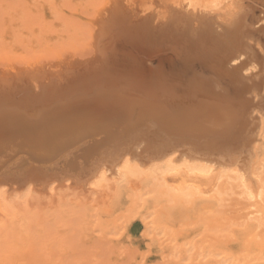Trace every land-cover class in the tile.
Here are the masks:
<instances>
[{
	"label": "bare ground",
	"instance_id": "bare-ground-1",
	"mask_svg": "<svg viewBox=\"0 0 264 264\" xmlns=\"http://www.w3.org/2000/svg\"><path fill=\"white\" fill-rule=\"evenodd\" d=\"M48 2L51 8L53 2L51 0ZM244 2V0H163L162 2L152 0L148 9L142 11L144 16L136 14V19H133L136 17L135 12L130 13L128 10L124 12L119 3L113 9V17L109 19L110 16L108 15L109 18L107 16L109 21L106 16V20L102 18L106 22L101 20L105 22V24L101 23L104 24L103 29L108 28L106 31L109 36L105 35V37L121 39L122 36L132 34L133 42L135 39L137 42L138 40L150 42L152 38L157 42H172L171 45L175 43L191 51L201 50L202 54L211 53L209 57H213L214 64L222 72L215 68L216 73L219 72L220 75L228 73L232 76L230 80H238L241 89H237L238 92H235L237 95L243 92L245 96L249 95L239 101L236 100L235 103L240 104L237 112L241 107L244 109L243 111L241 109L242 112L240 111L238 115L236 110L233 112L235 114H230V111H227L229 107L224 109L225 107L220 104L223 103L222 101H226V104L231 101L227 99H232L230 92H228L230 95L219 92L216 88L218 83L212 84L211 89L210 87L207 89L196 75L190 77L193 80L186 79L187 81L183 83L184 90L180 92L172 91L168 88V84L164 83L163 88H157V91L148 96L142 95L140 90L139 92L135 90V84L140 82H137L136 78H131L137 83L129 82L134 84L135 89L127 95L126 91L110 92L112 90H109V86L113 82L111 79L116 77V72L112 73L113 69L105 67L98 70V66H92L85 69L84 73L83 69L77 68L82 73L78 71L76 75H74L77 73L76 68L73 69L75 73L74 76L70 74L72 75L70 79L61 75L62 79L67 78L69 83L62 86L59 84V87L57 83L62 82V79L53 78L52 72L46 74L47 76L36 74L42 71L37 64L39 55L37 59L30 54H40L41 46L38 44L41 42L46 43L42 48L43 46L46 48L47 45L49 48L48 41L42 37L46 38L55 33V27L52 25L59 20L53 18L56 15L54 9L61 10V6L59 8L58 5L52 6L53 12L50 14L54 15L51 17L56 22L49 20L48 23L52 22L49 26L46 21V25L43 23L45 13L42 4L45 3L41 2V6L37 4L42 8V14L41 8L34 6L35 11L38 10L37 13H40L35 14L36 17L40 15L39 21L43 16L40 24L54 28L52 31L51 28L46 27L47 30L52 31L50 33L43 29V24L41 26L39 22L36 23L37 19L34 18L35 22L31 20L33 27L37 26L38 29V26H41L43 34L47 32L41 34L42 37L40 32L38 33L41 37L39 41L38 35L34 34V28H28L32 24L26 26L24 31H19L16 27L17 30L14 31L13 26L23 22L20 20L22 16L17 18L20 23L16 20L17 24L9 23L8 25H12L11 31L14 28L13 33L32 30L30 32H33L34 36H31L33 34L30 32H28L29 36L23 33L20 35L18 32L16 38L13 36L10 41L5 42L1 33L0 53L9 56L7 52H11L10 56L16 57V52L14 54L12 51L15 49L19 51L24 48L22 45L27 44L25 49L28 48L26 51L29 53L25 49L22 51L38 62L36 61L37 63L31 67L34 71L31 72L27 68L29 76L32 77L27 79L13 77L17 76L13 68L15 71L12 75L13 80L0 82V229L9 227L15 218L27 217L30 214V206H35L36 202L39 203L43 199L53 201L50 199L58 196L56 202L58 203L63 197H68L69 192L71 195L74 191L92 197L99 195L98 199L103 194L113 197L115 209H123L126 202L133 204L149 195L175 202H204L228 191L236 195L239 200L245 201L246 208H252L250 215L259 214L261 212L259 206L264 205V38H262L264 35H261L264 28L262 25H259L262 27L259 28L256 24L264 22V10L260 11L263 13L260 15L263 16L258 20L255 18V11L253 10L252 13L249 11L253 9L252 6L247 9ZM29 6L32 7L30 4ZM106 14H110V11ZM31 18L33 19L32 16ZM23 19L25 23L26 19ZM130 19H132L131 25ZM27 23L26 20L25 24ZM58 25L60 26V23ZM68 25L71 27L70 24ZM19 26L22 28L24 24ZM255 26L258 29L254 28ZM7 29H10L9 26ZM61 29L64 30L62 27ZM59 31L62 32L60 29ZM59 31L56 32L60 36ZM64 33L61 36L64 37ZM18 36L22 37L17 38ZM59 39L58 37L57 40L61 41ZM35 43L39 46L38 49ZM34 47L39 52L31 51ZM50 49L47 51H52ZM42 51L45 52L44 49ZM24 53L20 52L19 55L26 56ZM210 62L212 63L211 60ZM45 73L44 70L41 75ZM57 74L60 76V72ZM127 74H130L127 76L128 79L134 76L128 71ZM119 78L117 79L120 80ZM128 79L125 81L127 87L128 81H132ZM155 79L153 80L156 81ZM221 80L223 81L219 79ZM23 81L27 83L20 84ZM137 86L140 87L139 84ZM76 90L85 91L83 93ZM70 91H75L76 94ZM199 96H206L210 101H206L208 100L206 97L203 98L206 99L205 101H198ZM9 168L18 170L17 173L31 171V177L21 178L23 175H20V178H16V175L8 177L4 174ZM9 173L11 174L12 171H8L7 174ZM3 176L7 177L2 178ZM75 197L76 194L73 198ZM93 198L96 199V196Z\"/></svg>",
	"mask_w": 264,
	"mask_h": 264
},
{
	"label": "rangeland",
	"instance_id": "rangeland-1",
	"mask_svg": "<svg viewBox=\"0 0 264 264\" xmlns=\"http://www.w3.org/2000/svg\"><path fill=\"white\" fill-rule=\"evenodd\" d=\"M48 1L0 0V34L2 33L1 36H3L5 42L10 41V38H13V36L16 38L17 35H21L23 32L19 31L26 30V26L35 22L33 21L34 18L35 20L37 19L36 23L39 22V25L41 26H43L46 22L47 26H49L52 22L55 23L57 20L62 21V23L61 21L57 22L58 24L60 23V26L57 23L52 25L55 29L52 28V26H45L46 24L43 26V29H46L47 27V29L51 28L52 31L55 30V33L50 34L52 31L46 29L47 31H50V33H48L50 35L48 36L47 34L46 36L48 37L46 38L41 35L43 34L41 26H38L39 30L37 29V26L33 27V24L31 25L32 27L30 25L28 26V28H34L33 31L35 35H38V41L41 40L40 38L42 37L49 43V48H47L48 45L45 46L46 48H44V46L42 48V45H45L46 43L41 42L43 43L41 44L37 42L39 43L38 45L41 46L39 50L40 54H30L31 56H36L35 58L39 55V59L37 58L39 63H37V59H32L29 54H26L28 51V48L25 49L27 44L25 46L22 45L24 48L21 46L23 49L19 51H15L16 49L12 51L14 54L16 52V57L13 55L16 59H14L13 56H10L11 52H7L9 56H3L2 53H0L1 83H5V80L7 81V79L8 81L13 80V77H26V79L28 77H32L29 76L30 74L28 73L29 71H34L31 70L34 63L39 64L38 66L41 67L42 70L40 72L39 67H37L36 69L39 73L36 74H39V76H47L46 74H51L52 72V77L56 79H62V76H66L70 79L75 71L77 73L74 75L78 74V71L81 74L82 72L80 70L82 69L84 73L85 69L87 70V68L89 69L92 66H98V70L105 67H108V69L110 68V70L113 69V71L115 70L114 72L112 71V73L116 72V77L111 79L113 82L110 86L107 85L109 86V90H112L110 92L114 93L126 91L127 95H130L131 92H134V84L138 81L140 83L137 84H139L140 87H143L142 85H144V89L135 84V90L138 92L140 90L142 95H151V93L153 94L155 90L157 91V88H163L166 83L169 87H165H168L177 93L180 92V90H184L183 83L187 80H193L191 78H193V75H196V77H200V79H197L203 82L205 88L207 87V89H209L210 87L211 89L212 84L218 83L219 85L217 84L218 86L216 88L219 92L222 94L224 93L225 95L231 94L230 96L232 99L227 98L229 101L231 100L230 102L227 99L222 98L223 100H227V103L229 102L230 104H226V101H222L225 104L220 103L222 107H225L224 109L229 107V110L227 109V111H230V114H235L233 112L235 110V112H237V108L240 107V104L235 103L237 99L239 101L240 99H244V97L249 96H245L244 92L238 93L241 97L236 94L238 92L237 89H241L239 85L240 83L236 79H234L235 82L233 79L230 80L232 76L228 75V73L226 75H220L222 72L219 71L217 68L218 66L214 64L213 57H209V55H211L209 52H203L202 54L201 50L191 51L188 48H183L181 45L179 46L175 43L174 45H171L172 42H157L156 39L152 38L150 42L147 40V42L143 41L144 43L139 42L138 40L141 44L140 45L136 39L134 40L135 42H133L132 34H129V36L126 37L122 36L121 39H112L111 36L108 37L109 33L107 34L108 31H106L108 28L103 29V25L109 16V19L113 17V9L116 8V5L118 6L120 3V7H123L122 10L124 12L125 10H128L130 13L135 12V15L133 14L134 16L137 14V16L139 15L143 17L144 12L142 11L145 8L148 9L150 4H152V0H84V3L83 0H64V3H62L63 0H51V2H53L51 3V8L49 7L50 3ZM54 1L56 3H54ZM158 1L162 2L163 0ZM244 1V3H246L244 4L246 5V8L248 9L252 6L253 9H250L249 11L251 13L255 11V18L260 20L263 16L260 14H263L261 12L264 10V0ZM41 2L48 5L45 6ZM34 3L36 4L33 5ZM29 4L31 6L33 5L32 7L35 6L36 8L42 4L44 10L43 13H45V20L43 18L44 24L42 23L43 25L40 24L43 16L40 21L38 20L40 15L36 17V15L40 13L42 14V8L39 6V8H41V10L39 9L41 12L39 11L40 13H37L38 10L36 9L37 11H35V7L33 9L29 6ZM37 4L39 5L37 6ZM77 4L80 7L83 6L82 9L80 7L78 8ZM57 5L58 8L61 6L60 9H62L57 10ZM28 6L31 12L27 9ZM52 6H56L54 7L56 8L54 9V14L56 11V15L53 17L56 21L51 17L54 15L50 14V12H53ZM130 10L133 11L131 12ZM109 11L110 14H106V12L109 13ZM20 13L21 15H19ZM56 16L59 19L56 18ZM137 16L132 18L136 19ZM103 17L105 20L102 19ZM17 18H20L23 22L20 23V20H18V22ZM22 18H25L28 23L25 24L26 20L24 23V19L22 20ZM15 20L21 25L24 24V26H22L23 29L19 26L20 24L14 25L15 23L17 24ZM31 20L33 21L32 23H30ZM49 20L52 22L48 23ZM101 20L105 22H101ZM131 20L132 19L129 20L130 25ZM68 21H70V23ZM2 22L5 23L3 24ZM261 22V24H256V26L259 27V25H262L264 28V22ZM9 23L13 24V27H16L19 30V34L18 32L17 34L13 33L14 31L16 32V28L15 30L13 28L11 31L12 25H8ZM68 24H70L71 27H69ZM7 26H9L10 29H7ZM72 26L74 28H72ZM100 26L102 27L100 28ZM256 26L254 28L258 29ZM61 27L64 28V30L61 29ZM76 28L77 30L75 31ZM59 29L62 30L61 33ZM66 29H69L71 32L69 33ZM30 31H25L23 35L29 36L28 32ZM56 31H59L60 36ZM30 33L33 34V32ZM56 33L58 36H56ZM62 33L65 34L64 37L61 36ZM34 34L31 36H34ZM105 35H108V38L105 37ZM261 35L263 36L264 32ZM21 37L18 36L17 38ZM58 37L63 42L58 41ZM262 38H264V36ZM37 43H35V45ZM39 46L36 45V49H38ZM24 49L25 51L27 50L25 53L22 51ZM36 49L34 47L31 51L39 52ZM43 49L45 52L42 51ZM48 49L52 51H47ZM20 52H23L26 56H20ZM110 55L112 57H110ZM201 55L203 56L202 58ZM106 56L111 59L109 60V58H105ZM19 57H24L25 59H21ZM205 57L208 60H205ZM19 59L23 61L25 60V62ZM202 60L204 62H202ZM210 60L214 65L210 62ZM208 64L209 66H207ZM27 65L29 66L27 67ZM212 65L216 67H213ZM211 67L212 69L210 70ZM27 68L30 70L27 71ZM77 68H80V70ZM215 68H217L220 73H216L217 69L215 70ZM61 69H63V71L67 70V73L69 69L71 70H69L68 74L66 72L63 74ZM73 69H75V71ZM44 70L46 73L41 75ZM57 71L60 72V76L57 74ZM127 71L128 73H133L135 76H130V79L136 78L137 80V82L132 79V81H128V83L133 82L134 84H132L134 87L131 83H129L130 85L128 84L127 87V83H125V81H127L126 79L129 78L127 76L130 75L127 74ZM13 72H15V75L17 76L12 77V75H14ZM118 72H120L118 75L122 74L121 77L119 76L120 78L117 77ZM179 72L180 74H178ZM124 73H126L125 76L127 78L123 75ZM218 73L219 75H217ZM223 73L225 74L226 72ZM112 76H115V74H112ZM218 76L221 77L219 78ZM226 76L229 79L225 78ZM67 78L63 77L62 82L57 83L58 86L67 85L66 83H69ZM217 78L223 79V81H219ZM160 79L161 81H159ZM23 83L27 82H20V84ZM227 84H231L230 86L232 88L227 86ZM235 86H238V88ZM85 90L76 91H83L84 93ZM231 90L235 91H232V93ZM70 92H72V94H76L75 91ZM228 92H230V94H228ZM199 97H197V100L202 101L206 96ZM206 99V101H210L209 98L206 97ZM241 109L242 111L244 110L243 107L238 110L241 111ZM240 111L237 112L236 115L242 112ZM13 169H7L4 175H7L8 177H15L14 175H16V178H20V175H23L21 178L31 177V171L26 170L25 172L21 171L17 173L18 170L16 169L17 171H15V169ZM8 171H12V173H9L8 175ZM26 172L28 173L25 174ZM7 176H3L2 178H6ZM80 193L82 192L74 191L70 195L69 192L67 195L68 197H63L62 200H59L60 202L58 201V203H56L59 199L57 198L58 196H54L50 199L53 201L43 199L39 203L36 202V204H34L35 206H30V214H28L27 217L21 216L22 218H15L9 227H3L4 229L1 228L0 264H264V205H260L259 208L257 207L261 210L259 214L256 213L254 215H250L252 208H246L247 204L245 201L239 200L236 195L231 194L228 191L217 197H211L208 201L204 202H175L166 198H156L149 195L145 197L144 200L136 201L133 204L126 202L123 209L114 208L115 200L113 201V197H107V195L103 194L99 199L97 198L99 195H95V199L93 198L95 196H87L83 195V193L81 194L83 197L81 195L79 196ZM75 194L76 199L73 198ZM63 202L67 203L63 204Z\"/></svg>",
	"mask_w": 264,
	"mask_h": 264
}]
</instances>
